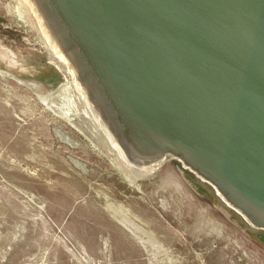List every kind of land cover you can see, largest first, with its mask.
Returning <instances> with one entry per match:
<instances>
[{
  "label": "water",
  "instance_id": "1",
  "mask_svg": "<svg viewBox=\"0 0 264 264\" xmlns=\"http://www.w3.org/2000/svg\"><path fill=\"white\" fill-rule=\"evenodd\" d=\"M0 54L264 259V0H0Z\"/></svg>",
  "mask_w": 264,
  "mask_h": 264
},
{
  "label": "rangeland",
  "instance_id": "2",
  "mask_svg": "<svg viewBox=\"0 0 264 264\" xmlns=\"http://www.w3.org/2000/svg\"><path fill=\"white\" fill-rule=\"evenodd\" d=\"M47 102L0 54V264H264L144 179L129 184Z\"/></svg>",
  "mask_w": 264,
  "mask_h": 264
},
{
  "label": "bare ground",
  "instance_id": "3",
  "mask_svg": "<svg viewBox=\"0 0 264 264\" xmlns=\"http://www.w3.org/2000/svg\"><path fill=\"white\" fill-rule=\"evenodd\" d=\"M47 105L51 110L58 116L67 120L72 126L76 127L81 132H87V130L81 126L75 119H73L67 112H65L59 105H55L51 102H47ZM90 139L95 143V145L102 149V154L108 158L111 165L123 176V178L134 186H137V181L142 179L138 176L132 169H130L124 162H122L116 155H114L108 148H106L99 140H97L91 133ZM107 209L110 210L112 216L118 218L123 224H127L136 231V226L133 221L129 220L126 216V210L120 205H115L114 203H109ZM96 211V210H95Z\"/></svg>",
  "mask_w": 264,
  "mask_h": 264
}]
</instances>
